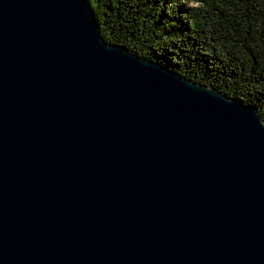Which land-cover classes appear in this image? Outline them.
<instances>
[{
  "label": "water",
  "instance_id": "1",
  "mask_svg": "<svg viewBox=\"0 0 264 264\" xmlns=\"http://www.w3.org/2000/svg\"><path fill=\"white\" fill-rule=\"evenodd\" d=\"M0 264H264L259 109L0 0Z\"/></svg>",
  "mask_w": 264,
  "mask_h": 264
},
{
  "label": "trees",
  "instance_id": "2",
  "mask_svg": "<svg viewBox=\"0 0 264 264\" xmlns=\"http://www.w3.org/2000/svg\"><path fill=\"white\" fill-rule=\"evenodd\" d=\"M88 2L107 43L256 106L264 119V0Z\"/></svg>",
  "mask_w": 264,
  "mask_h": 264
},
{
  "label": "rangeland",
  "instance_id": "3",
  "mask_svg": "<svg viewBox=\"0 0 264 264\" xmlns=\"http://www.w3.org/2000/svg\"><path fill=\"white\" fill-rule=\"evenodd\" d=\"M193 5H194V6H197L198 4H192V6H193Z\"/></svg>",
  "mask_w": 264,
  "mask_h": 264
}]
</instances>
